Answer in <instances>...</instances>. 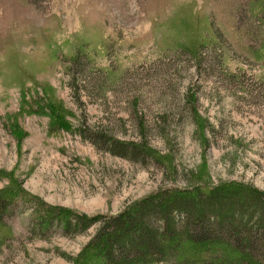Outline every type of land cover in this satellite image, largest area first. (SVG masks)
Segmentation results:
<instances>
[{
    "label": "rangeland",
    "instance_id": "1",
    "mask_svg": "<svg viewBox=\"0 0 264 264\" xmlns=\"http://www.w3.org/2000/svg\"><path fill=\"white\" fill-rule=\"evenodd\" d=\"M0 175L88 215L162 186L264 191V0H0ZM27 223L2 217L0 264H73L97 229L38 238Z\"/></svg>",
    "mask_w": 264,
    "mask_h": 264
},
{
    "label": "trees",
    "instance_id": "2",
    "mask_svg": "<svg viewBox=\"0 0 264 264\" xmlns=\"http://www.w3.org/2000/svg\"><path fill=\"white\" fill-rule=\"evenodd\" d=\"M93 138L122 158L148 155L143 142ZM17 208L28 210L27 231L38 238L73 236L97 225L73 264H264V191L237 182L162 186L113 215L52 205L21 186L0 188V221Z\"/></svg>",
    "mask_w": 264,
    "mask_h": 264
}]
</instances>
